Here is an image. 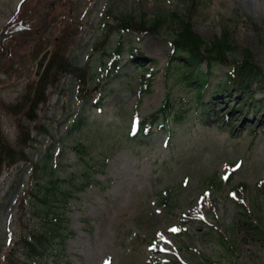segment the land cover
<instances>
[{
	"label": "rangeland",
	"instance_id": "obj_1",
	"mask_svg": "<svg viewBox=\"0 0 264 264\" xmlns=\"http://www.w3.org/2000/svg\"><path fill=\"white\" fill-rule=\"evenodd\" d=\"M188 2L0 0V33L27 9H36L38 16L48 12L47 23L52 17V32L44 33L45 41L58 37L57 23L76 27L80 42L70 52L80 64L88 60L96 41L111 31L109 52L91 59L92 95L80 100L75 78H64L48 104L51 134L37 135L39 141L30 148V159L47 165L43 180L74 174L79 181L85 161L94 165L93 180L56 208L67 217V236L54 243L57 259L49 255L46 264H264V117L257 109L264 103V89L247 103V110L238 109L241 99L234 98L240 95L216 89L233 63H216L203 97L212 106L197 107L195 87L165 75L173 24L166 23L156 33L109 27L116 23L115 15L133 14L140 20L146 12L152 18L185 12ZM191 18L207 41L229 30L264 67L260 7L254 12L243 0H199ZM40 22L34 26L40 27ZM35 39L33 33L11 55L0 47L1 98L14 99L25 77L35 75L41 55L33 57ZM119 43L124 48L113 69L117 56L113 51ZM239 56L237 51L229 53V59ZM143 68L155 72L150 90H144ZM200 68L206 71L208 64L203 62ZM168 92L177 104L185 103L186 118L173 122L171 132L153 126L150 135L130 140L131 130L160 106ZM0 117L3 128L13 134L12 119L2 110ZM80 118L84 121L77 127ZM79 143L87 153L75 148ZM31 165L17 163L0 176V264L7 263L15 242L12 218L27 188Z\"/></svg>",
	"mask_w": 264,
	"mask_h": 264
},
{
	"label": "trees",
	"instance_id": "obj_2",
	"mask_svg": "<svg viewBox=\"0 0 264 264\" xmlns=\"http://www.w3.org/2000/svg\"><path fill=\"white\" fill-rule=\"evenodd\" d=\"M187 1L189 5L185 12L174 10L159 13L152 18L143 12L140 20H137L133 14L115 15L116 23H111L109 27L114 26L139 33H156L166 23L173 24L172 52L167 61L165 75L167 77L172 75L177 81L193 85L196 89L195 102L199 105L197 107L206 108L212 106L203 97L214 64L233 63V67L226 73L225 79L218 82L216 89L221 93L226 91L240 95L239 98H234L236 101L241 99L238 109L247 108L246 105H249L247 103L255 100L256 92L264 89V67L256 59L253 50L249 46H240L229 30L224 29L222 35L205 40L194 28L191 18L199 0ZM59 2L63 1H57L56 4ZM46 17H49L48 12L47 16H42L41 13L38 16L36 9L21 11L16 22L9 26L8 30L12 33L0 42L1 48L9 47L8 55H11L16 45L25 43L35 33L36 39L31 45L33 57L41 54L48 47L51 48L49 60L40 76H26L21 92L14 99L7 100L0 97V110L8 115L16 126L13 134L8 133L3 128L0 117V176L17 163L32 164L27 188L12 218V234L15 242L12 250L7 254L6 264H46L49 255L56 260L54 243L57 240L64 242L68 227L67 217L63 216L64 211L60 212L56 208L60 204L65 206L73 196L74 190L84 188L93 180L91 170L94 165L88 161H85L86 165L80 173L82 180L78 181L74 174L70 177L53 175L43 180L47 165H42L40 161H32L29 153L31 146H35V142L39 141L37 135L51 134V126L46 119L48 104L53 92L57 89L61 90L64 78L67 76L75 78L80 100H88L92 95L94 87L91 82L95 69L91 59L97 53L109 52L107 44L111 31L108 29L104 37L99 38L101 41L99 43L96 41L89 51L88 60L80 64L77 63L73 52H70L71 47L80 42L76 41V27L71 28L69 22L62 27L57 23L55 29L61 31L58 37L55 40L52 38L53 42L50 37L45 41L44 33L50 30L52 24V17L49 23L45 24ZM38 19L41 20L40 27L34 26ZM41 30L45 31L37 37V33ZM123 48L124 45L119 43L117 49L113 51L117 54L113 69L118 68ZM131 49L132 56H136L138 49L136 47ZM231 51H237L240 56L229 59ZM203 62L208 64L206 71L200 68ZM143 71V76L146 77L144 90H150L155 72L144 68ZM262 101L264 102V98ZM257 109L258 115L264 117V103L259 104ZM187 115L188 108L185 103L177 104L168 92L160 106L146 116L134 131L131 130L130 140L134 141L149 135L153 126L164 127L167 132H171L172 123L182 122ZM204 116L208 118L205 113ZM83 121V118L78 119L75 126L80 127ZM75 148L83 153L88 152L87 147L81 143L75 145Z\"/></svg>",
	"mask_w": 264,
	"mask_h": 264
},
{
	"label": "water",
	"instance_id": "obj_3",
	"mask_svg": "<svg viewBox=\"0 0 264 264\" xmlns=\"http://www.w3.org/2000/svg\"><path fill=\"white\" fill-rule=\"evenodd\" d=\"M53 3H54V1H53ZM3 35H5V34H0V37H2ZM50 52H51V49H46L42 53L40 58L37 60L36 71H35L37 76H39L42 73V71H43V69H44V67L48 61V58L50 56Z\"/></svg>",
	"mask_w": 264,
	"mask_h": 264
},
{
	"label": "bare ground",
	"instance_id": "obj_4",
	"mask_svg": "<svg viewBox=\"0 0 264 264\" xmlns=\"http://www.w3.org/2000/svg\"><path fill=\"white\" fill-rule=\"evenodd\" d=\"M243 1L245 3V6L254 12L257 11V7H260L264 11V0H261V2H257V4H255V1H251V0H243Z\"/></svg>",
	"mask_w": 264,
	"mask_h": 264
},
{
	"label": "snow or ice",
	"instance_id": "obj_5",
	"mask_svg": "<svg viewBox=\"0 0 264 264\" xmlns=\"http://www.w3.org/2000/svg\"><path fill=\"white\" fill-rule=\"evenodd\" d=\"M173 231H176V229H173Z\"/></svg>",
	"mask_w": 264,
	"mask_h": 264
}]
</instances>
